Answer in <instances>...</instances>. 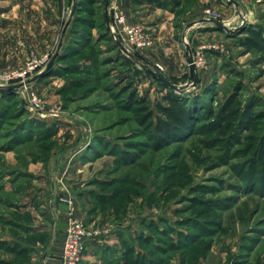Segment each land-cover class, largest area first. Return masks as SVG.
Masks as SVG:
<instances>
[{"label": "rangeland", "instance_id": "obj_1", "mask_svg": "<svg viewBox=\"0 0 264 264\" xmlns=\"http://www.w3.org/2000/svg\"><path fill=\"white\" fill-rule=\"evenodd\" d=\"M226 1L214 6L202 0L193 16L188 10L199 0L171 8L179 32L199 14L235 28L186 40L199 59L194 83L180 41L172 47L167 39L149 51L159 44L156 24L169 9L161 0H129V22L143 24L153 38L131 58L108 32L114 4L106 12L105 0H0V264H35L33 252L30 260L12 250L17 240H45L26 210L28 189L50 181L38 166L76 145L86 147L78 158L87 176L83 188L103 216L91 228L102 235L108 212L120 226L118 264H264V55L239 41L241 28L264 26V0ZM209 27L200 24L191 34ZM62 37L60 57L47 67ZM154 68L182 85L183 92L174 91L198 111L216 112L237 90L242 105L253 106L255 120L236 137H222L206 113L189 136L157 138L124 100L132 90L155 110L169 88ZM21 72L29 75L26 84L14 76ZM32 94L39 110L30 106Z\"/></svg>", "mask_w": 264, "mask_h": 264}, {"label": "crops", "instance_id": "obj_2", "mask_svg": "<svg viewBox=\"0 0 264 264\" xmlns=\"http://www.w3.org/2000/svg\"><path fill=\"white\" fill-rule=\"evenodd\" d=\"M225 1L226 0H209L214 6H224ZM199 2L189 8L188 12L192 14L191 16L200 13L202 0H199ZM113 4L115 3L110 0L109 6L111 7ZM116 6L127 14V19L129 21H132L131 19H133L134 14L129 0H120L117 2ZM171 8L172 7L169 6L168 10L161 9L165 13L162 17L163 21L156 24L160 26L158 33H156V39L159 44L151 48L149 50L151 52L155 53V51H158L166 43L167 39L172 40V47L175 46L174 42L177 40L185 46L184 40L190 39L191 35L195 39L194 41L198 42L201 38L206 37L204 35L215 36L221 31L217 28H210L214 23L208 21L202 14H199V16L191 18L179 32L175 29L174 25H172L174 13L171 11ZM256 8L260 9V5L256 4ZM247 20L252 21L249 18ZM200 24L201 27H210L205 33L200 31L199 34H196V32L191 34V31L198 28ZM205 24L209 26H203ZM24 27H31V25L28 26V24H25ZM68 27L69 26H67L65 32L63 31V34L67 32ZM163 28H165V30H163ZM61 39L63 45V37ZM71 140L70 137L67 139L68 142ZM85 149L86 147L84 145L72 146L66 149V151H62L60 155L58 154L57 160L52 158L54 159L53 162L51 159L47 166H38L41 177H50V181L44 184H33L28 189V208H26V210L31 211L35 216L34 224H32L36 228L35 232L45 233L44 241L39 240L37 243L33 242L31 244L33 248L32 260L35 264H61V253L65 232L72 216L84 218L91 227L98 224L99 219H103V216H101L99 212L100 209L92 208L95 204L93 203L94 200L90 195H87L86 188H83L85 183L84 179L87 178V176L85 170L84 173L82 172L83 167H80L79 164L82 162L78 161V158H82ZM56 163L58 165L54 167ZM84 166H86V164H84ZM106 215L107 220H105L106 218L104 219L105 226L103 234L89 238L87 248L79 264H118L119 260L116 258H121L120 261H123L122 253L124 247L122 243L124 239L120 236V226L118 227L115 221L114 223L112 222V219H114L112 213L108 212ZM98 225H101V223Z\"/></svg>", "mask_w": 264, "mask_h": 264}, {"label": "trees", "instance_id": "obj_3", "mask_svg": "<svg viewBox=\"0 0 264 264\" xmlns=\"http://www.w3.org/2000/svg\"><path fill=\"white\" fill-rule=\"evenodd\" d=\"M92 1L96 2L97 0ZM159 3L168 7H178L183 2L182 0H161ZM73 20L74 17L70 24L73 23ZM107 29L115 46L124 53L114 40L109 26H107ZM241 32L244 34L239 38L240 45L249 52L264 55V26L248 24L241 28ZM126 55L131 58V55ZM58 57H60V54ZM71 65H73V68L79 66L76 63ZM124 100L127 106L137 111L140 121L144 125L153 127L157 138L165 140L189 136L195 130L199 120L207 115L206 113L210 115L209 119H213L211 124L215 127L218 135L222 137H236L241 128L255 120L253 106L250 104L243 106L237 90L225 99L216 112L211 107L206 108V111L203 112L196 110L194 105L191 104V100L170 88L162 95V101L156 102L155 110L148 108L146 99L136 96L132 90H127V95ZM153 117H155L154 120ZM16 243L17 245L14 244L12 250L23 258L27 255L26 258L31 260V254L33 252L31 244L33 242L17 240Z\"/></svg>", "mask_w": 264, "mask_h": 264}, {"label": "built area", "instance_id": "obj_4", "mask_svg": "<svg viewBox=\"0 0 264 264\" xmlns=\"http://www.w3.org/2000/svg\"><path fill=\"white\" fill-rule=\"evenodd\" d=\"M113 7L116 24H110V30L114 40L124 53L130 55L135 49L153 44V38L145 32L143 24L129 22L125 13L119 10L115 4ZM193 57L199 67V59L196 58L194 50ZM14 76L20 77L17 81L20 84H26L29 78L26 72L17 73ZM29 103L34 110L40 109L39 99L35 94H32ZM98 233L99 231L91 228L84 218L72 216L65 232L61 264H79L89 238L97 236Z\"/></svg>", "mask_w": 264, "mask_h": 264}, {"label": "water", "instance_id": "obj_5", "mask_svg": "<svg viewBox=\"0 0 264 264\" xmlns=\"http://www.w3.org/2000/svg\"><path fill=\"white\" fill-rule=\"evenodd\" d=\"M233 2L235 4H238L237 0H233ZM109 4H110V0H105V10L106 12L108 11L109 8ZM75 9V3L73 5V10ZM210 22H213L214 25L222 30H225L227 32H231V31H235L234 29L229 28L222 20L217 19V18H208L207 19ZM69 21L66 23L65 27H64V32L67 29V25H68ZM185 41V47L187 50V54H188V63H189V78L192 82L197 83L199 81V71H198V66L194 60L193 57V49L191 47V45L189 44L188 41ZM62 45V39L59 42V47L58 50L55 52V54L52 56V58L50 59L49 63L47 64V67H50L51 64L53 63V61L55 60L56 56L59 53L60 47ZM152 73L157 77V79L165 84L168 88L173 89L175 91L178 92H183L184 87L182 85H179L177 83H175L169 76H167L165 73H163L159 68H154V70L152 71ZM41 73L39 74H35L34 77L32 79H35L36 77H38Z\"/></svg>", "mask_w": 264, "mask_h": 264}]
</instances>
